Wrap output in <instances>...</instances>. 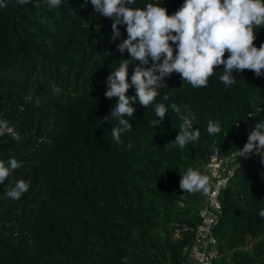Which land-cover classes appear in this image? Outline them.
<instances>
[{
    "label": "trees",
    "instance_id": "1",
    "mask_svg": "<svg viewBox=\"0 0 264 264\" xmlns=\"http://www.w3.org/2000/svg\"><path fill=\"white\" fill-rule=\"evenodd\" d=\"M5 2L0 120L20 140L0 136V161L8 166L15 158L22 166L0 184V264H183L203 201L199 192L179 188L180 175L189 166L202 174L213 155L240 153L248 133L264 122V75L233 72L235 83L226 87L220 66L207 87L194 88L173 73L154 102L168 108L164 121L153 126L159 120L154 104L144 108L137 100L134 115L124 117L132 129L117 144L110 130L118 121L104 120L117 98L104 93L110 71L129 58L127 50L123 56L116 50L127 38L125 27L113 42V21L96 13L90 0L86 6L85 0H62L53 8L47 0ZM183 2L135 0L129 7L152 3L172 15ZM254 34L259 48L264 25ZM126 95L134 96V89ZM172 103L196 116L201 133L183 149L169 143L182 123ZM209 120L219 123L220 133L208 134ZM262 175L264 158H250L222 191L214 233L224 256L214 264H264ZM21 179L29 190L18 200L7 197Z\"/></svg>",
    "mask_w": 264,
    "mask_h": 264
},
{
    "label": "clouds",
    "instance_id": "2",
    "mask_svg": "<svg viewBox=\"0 0 264 264\" xmlns=\"http://www.w3.org/2000/svg\"><path fill=\"white\" fill-rule=\"evenodd\" d=\"M88 2L85 0V6ZM29 3L31 0H18L21 6ZM61 3L62 0H47L49 8L59 7ZM90 3L96 13L113 21V42L121 37V26L127 33V38L116 46V50L122 56L127 50L129 58H121L115 70L110 71L106 81L108 90L104 93L109 100L117 98L110 116L104 117L105 121L109 117L118 121V125L110 130L117 144L123 143L121 134L132 129V124L124 117L134 115L137 100L144 108L154 104L159 120L151 121L153 126L164 121L168 108L154 102L161 82L165 84V77L173 73H178L182 81L194 88L207 87L209 77L220 66L223 68L219 79L226 87L235 83L233 72L251 70L257 77L264 75V44L259 48L254 46V27L264 25V0H184L172 15L165 7L152 3L143 9L129 7L135 0H90ZM5 7V0H0V8ZM130 88L135 91L131 97L126 95ZM53 91L59 93L61 89L56 87ZM170 94H165L163 99L168 100ZM169 107L182 121L175 140L169 143L183 149L201 135L199 128L194 127L196 116L190 112L183 114L175 103ZM207 132L209 135L220 133L219 123L209 120ZM6 133L16 141L20 140L19 133L6 120H0V136ZM131 146L129 142L128 147ZM254 151L264 154V122L261 121L248 133L246 144L239 150L244 158ZM7 165L0 161V184L22 166L15 158H10ZM180 177L179 188L183 192L207 191L208 177L198 169L189 166ZM28 190L29 182L21 179L5 195L18 200ZM259 215L264 217V209Z\"/></svg>",
    "mask_w": 264,
    "mask_h": 264
},
{
    "label": "built area",
    "instance_id": "3",
    "mask_svg": "<svg viewBox=\"0 0 264 264\" xmlns=\"http://www.w3.org/2000/svg\"><path fill=\"white\" fill-rule=\"evenodd\" d=\"M262 155L254 151L247 158L241 157L240 153L230 157L213 155L210 158L202 173L208 177L207 191H199L203 201L200 209L201 220L197 229L192 230L195 239L187 251V259L183 264H214L224 256L214 233L222 213V191L234 177V171L238 166L250 158L262 159L264 158ZM179 234L177 231V237Z\"/></svg>",
    "mask_w": 264,
    "mask_h": 264
}]
</instances>
